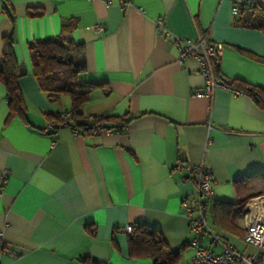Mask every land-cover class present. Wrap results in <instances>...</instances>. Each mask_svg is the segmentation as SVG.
Returning <instances> with one entry per match:
<instances>
[{
    "label": "crops",
    "instance_id": "crops-1",
    "mask_svg": "<svg viewBox=\"0 0 264 264\" xmlns=\"http://www.w3.org/2000/svg\"><path fill=\"white\" fill-rule=\"evenodd\" d=\"M5 3L0 0V57L4 38L11 36L27 114L26 120L8 118L7 90L0 82V173L8 171L0 189L3 261L155 264L129 255L131 234L124 227L145 224L179 251L174 264H192L183 200L195 202L198 174L175 166L211 169L215 188L207 218L213 223L216 203L238 201L236 181L264 177V110L237 89L202 94L199 65L192 59L178 64L174 37L196 40L210 31L224 46L219 72L264 89V63L241 52L264 56V33L244 24L252 13L234 16L229 0H8L12 19ZM29 7L42 14L29 16ZM70 18L77 20L72 39L83 46L86 65L79 80L106 88L92 93L83 115L123 119L115 132L106 130L116 125L112 118L96 135H75L69 126L44 132L47 115L70 110L71 102L67 96L51 102L39 88L29 44L58 36ZM161 18L170 34L159 32ZM96 25L105 28L97 31ZM244 203L232 217L242 235L213 228L251 253L254 248L244 242ZM203 242L221 248L208 237Z\"/></svg>",
    "mask_w": 264,
    "mask_h": 264
},
{
    "label": "trees",
    "instance_id": "trees-1",
    "mask_svg": "<svg viewBox=\"0 0 264 264\" xmlns=\"http://www.w3.org/2000/svg\"><path fill=\"white\" fill-rule=\"evenodd\" d=\"M4 9L13 19V13L5 0ZM251 17L244 24L261 30L264 33V8H256L251 12ZM29 16H37L42 11L29 7ZM77 27L75 18L64 19L61 24V32L58 36L50 39L35 40L29 44L30 59L33 68V75L39 88L47 95L51 102H57L62 96L70 98L72 119L68 126L78 128L82 134L90 133L95 127L103 126V121L112 118L116 121L114 127H120L123 119L99 116L91 123L84 122L82 107L92 93L97 89L106 90L105 85L83 83L79 76L86 71L83 59V46L72 39V32ZM204 33V32H203ZM4 52L0 57V82L7 90L9 101L8 118L20 117L26 120L27 109L20 87V78L23 75L14 53V39L11 36L5 37ZM245 55L264 63V56L257 55L248 50L241 49ZM215 71L219 77L231 88L237 89L251 96L257 105L264 110V89L260 86L248 83L240 79L229 80L219 72V64H215ZM49 120L60 121V113L48 114ZM125 123V122H124ZM235 188L239 199L235 204L216 203L214 205L213 223L215 228L225 231L244 232L237 229L233 223V212L250 198L264 195V177L253 175L247 180L236 181ZM214 228V229H215ZM216 230V229H215ZM246 235V234H245ZM244 235V236H245ZM129 255L131 257H150L155 264H174L179 251H171L160 233L148 225L138 224L129 238ZM84 259H87L85 257ZM88 264H108L97 259L86 260Z\"/></svg>",
    "mask_w": 264,
    "mask_h": 264
},
{
    "label": "built area",
    "instance_id": "built-area-1",
    "mask_svg": "<svg viewBox=\"0 0 264 264\" xmlns=\"http://www.w3.org/2000/svg\"><path fill=\"white\" fill-rule=\"evenodd\" d=\"M231 3V13L234 16L243 14L246 11H252L256 8H264V0H229ZM160 33L170 34L166 28V19L161 18L157 22ZM97 31H103L105 27L96 25ZM179 53L178 64L183 67L189 59L196 61L200 72L205 78L202 94L211 96L217 88L233 90L225 83L215 71V64H219L224 46L215 42L210 31H205L198 36L196 40H190L180 37H174ZM238 92V90H237ZM60 121L48 120L44 127V132H53L60 127L68 126L72 119L70 110L61 111ZM97 117H85V123H91ZM125 123L121 122L120 127ZM75 135H80L78 128H72ZM108 133L115 132V127L106 129ZM100 127L93 128L90 133L98 134ZM54 144V142H53ZM176 170L186 172L188 175L198 174V195L194 203L188 199L183 200L185 214L189 218L191 231V245L194 247L195 254L192 264H264L262 250L264 249V195L247 200L242 210L244 212V227L246 236L244 242L246 245L254 248L251 253H246L234 247L231 243L223 239L222 233L215 230L207 218V208L209 202L214 200L215 181L211 169L204 165L195 167L179 162L175 166ZM8 180V171L0 173V189H2ZM134 226L128 224L124 227L127 234H132ZM3 231L0 229V241L3 239ZM208 237L211 244L219 245V251L204 246V239ZM3 253L0 251V264H6L3 259Z\"/></svg>",
    "mask_w": 264,
    "mask_h": 264
},
{
    "label": "rangeland",
    "instance_id": "rangeland-1",
    "mask_svg": "<svg viewBox=\"0 0 264 264\" xmlns=\"http://www.w3.org/2000/svg\"><path fill=\"white\" fill-rule=\"evenodd\" d=\"M251 12H252V11H248L247 14H248V13H251Z\"/></svg>",
    "mask_w": 264,
    "mask_h": 264
}]
</instances>
